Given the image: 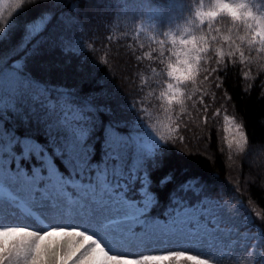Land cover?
Instances as JSON below:
<instances>
[{
  "label": "snow or ice",
  "instance_id": "obj_1",
  "mask_svg": "<svg viewBox=\"0 0 264 264\" xmlns=\"http://www.w3.org/2000/svg\"><path fill=\"white\" fill-rule=\"evenodd\" d=\"M25 3L0 0V42L11 39L19 28L15 18ZM80 3L73 0L66 12L57 11L66 7L63 0H49V7L20 28L17 42L0 55V264H170L181 258L195 264H220L224 258L241 264L235 255L220 257L219 249L215 254H193L187 246L208 242L215 247L220 217L230 208L228 203L202 197L195 178L178 186L185 194L191 192L194 201L173 188L165 219L154 221L149 216L160 198L153 183L163 189L173 181L170 172L156 173L165 166L163 142L179 131L182 116L168 117L164 134L135 135L125 131L128 123L110 104L95 102L98 94L88 92L84 83L59 86L34 74L30 65L50 71L48 57L57 51H77L62 26L78 22L72 13ZM105 3L94 0L96 7ZM151 19L159 39L147 58L151 61L155 56L153 63L162 66L157 82L163 88L159 99L166 115L174 105L183 112L185 100L195 99L185 88L201 78L207 82L219 72V67H205L206 60L210 64L214 58L218 66L227 63L226 57L243 63L245 49L264 55V0H166L165 10ZM181 22L187 25L182 30ZM221 22L223 28L216 27ZM221 31L227 33L222 37L227 52L212 48L220 43ZM169 51L174 62L165 60ZM143 58L136 56L138 61ZM195 91L201 96L207 124L209 108L199 89ZM223 123L224 133L231 137H226L229 148L235 142L243 149L246 137L241 125L228 115ZM33 211L48 213L46 227L10 215L31 217ZM259 218L264 221V212ZM136 226L141 234L134 231ZM54 235L65 239L57 242L51 239ZM133 239L139 240L135 250L127 247ZM257 246L248 245L250 255L264 261V252L255 251Z\"/></svg>",
  "mask_w": 264,
  "mask_h": 264
},
{
  "label": "trees",
  "instance_id": "obj_2",
  "mask_svg": "<svg viewBox=\"0 0 264 264\" xmlns=\"http://www.w3.org/2000/svg\"><path fill=\"white\" fill-rule=\"evenodd\" d=\"M72 2L63 0L66 7L57 11H70ZM165 3L166 0H106V12L94 20L91 12L85 10L87 4L81 0L80 9L72 13L78 22L69 23L70 26L64 30L67 40L77 51L67 54L57 51L59 68L54 67L57 64L51 56L48 61L50 71L40 69L37 64L30 67L38 79L49 80L54 85L84 83L88 92L98 94L95 102L110 104L128 123L125 131L135 135L164 134L168 117L180 119L182 116L177 125L179 131L172 139L163 142L165 166L156 175L170 172L173 181L163 189L153 183L152 188L159 191L160 198L149 213L152 219L164 217L171 203L169 195L173 188L179 196L194 201L191 192L185 194L178 186L195 178V186L201 190L202 197L241 201L244 212L253 219L251 228L264 232V221L259 218V213L264 212V55L245 49L243 63L231 57L225 58L227 63L223 66H218L214 58L210 64L206 60L205 67H219V72L207 82L201 78L195 86L185 88L187 95L195 99L185 100L183 112L180 106L174 105L172 112L166 115L164 101L159 99L163 88L157 82L162 66L153 63L155 56L151 61L147 58L154 51L155 39H159L152 30L151 18L165 10ZM48 7L49 0H37L36 3L26 0L24 9L15 18L19 28L11 39L0 42V55L6 54L17 42L20 28ZM184 27L187 25L181 22V30ZM216 27L223 28V22ZM217 35L220 43L212 44V48L223 47L227 52L228 45L222 39L227 33L221 31ZM137 55L144 58L138 61ZM165 60L175 61L171 51ZM152 68L156 71H151ZM167 82L165 79L164 83ZM144 84L147 86L141 90ZM197 88L205 97L203 103L209 108L207 124L203 119L204 108L199 103L201 96L195 91ZM215 112L219 115H213ZM225 115L241 125L246 137L243 149L235 142L229 148L226 137H231L223 131ZM19 131L23 132V127ZM253 157L257 158L254 168L249 163ZM134 231L142 233L139 226Z\"/></svg>",
  "mask_w": 264,
  "mask_h": 264
},
{
  "label": "rangeland",
  "instance_id": "obj_3",
  "mask_svg": "<svg viewBox=\"0 0 264 264\" xmlns=\"http://www.w3.org/2000/svg\"><path fill=\"white\" fill-rule=\"evenodd\" d=\"M89 10L91 12L92 17L96 20L98 15H101L106 12L107 6L104 4L102 7L94 6V0L91 3H87L85 10ZM84 10V9H83ZM70 24H66L62 26V30L64 32L65 28H68ZM54 59L55 64H59V56L54 53L51 56ZM49 61V57L47 58ZM257 158L253 157L249 159V163L254 168V163ZM197 187V186H196ZM217 200V199H214ZM223 203L230 204V208L227 212L220 217L222 222L219 225L220 233L217 238L213 242L215 247H210L208 242H202L199 244H187L193 250V254L195 252H211L213 254L217 253L219 249V256L224 257L225 253L228 256L235 255L236 260L241 261V264H252L253 259L255 260V264H264V261H261L259 256L251 257V249L248 248V245H258L255 248L257 254L264 252V238H261L262 231L259 229H252L250 224L253 221L252 217L249 213L244 212L243 203L239 200H223ZM238 209V210H237ZM12 218H18L24 223L33 224L34 227H46L49 222L48 213L46 211H33L31 217H26L23 214L18 213H10ZM163 221V220H157ZM152 229L158 231L159 227L157 224L152 225ZM246 237H254L255 239H246ZM52 240L57 242L63 241L65 238L63 235H54ZM139 242L130 241L127 247L131 250H135ZM141 250H143L141 248ZM210 258V257H209ZM165 264H169V262H165ZM170 264H195L194 261L187 260L185 258H181L179 262L171 261ZM220 264H235V260H229L224 258L220 260Z\"/></svg>",
  "mask_w": 264,
  "mask_h": 264
}]
</instances>
